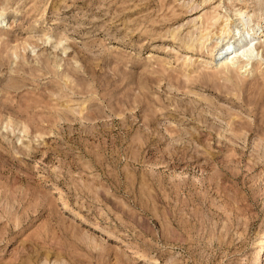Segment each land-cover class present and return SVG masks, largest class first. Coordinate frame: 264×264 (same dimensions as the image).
<instances>
[{
  "label": "rangeland",
  "instance_id": "rangeland-1",
  "mask_svg": "<svg viewBox=\"0 0 264 264\" xmlns=\"http://www.w3.org/2000/svg\"><path fill=\"white\" fill-rule=\"evenodd\" d=\"M261 13L0 0V264H264Z\"/></svg>",
  "mask_w": 264,
  "mask_h": 264
},
{
  "label": "bare ground",
  "instance_id": "bare-ground-1",
  "mask_svg": "<svg viewBox=\"0 0 264 264\" xmlns=\"http://www.w3.org/2000/svg\"><path fill=\"white\" fill-rule=\"evenodd\" d=\"M238 15L242 17V14ZM263 18L264 13L259 14L258 20L253 23V25L249 29H246V32L241 34L238 33L237 39L233 40L232 44L226 43L221 49V51L216 54L217 56L215 57H218V59L222 61H232L233 63L234 61L236 63L239 60H243L244 67L247 66L252 60H254L258 56V54L256 53V45L258 44L257 40L260 39V20H262ZM226 25L227 24H225V26L220 29L219 37L221 39L222 37L226 38L232 36L233 32H235V30L237 29H231V27H228Z\"/></svg>",
  "mask_w": 264,
  "mask_h": 264
}]
</instances>
